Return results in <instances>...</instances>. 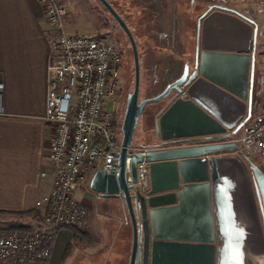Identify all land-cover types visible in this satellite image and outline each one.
<instances>
[{"label":"crops","instance_id":"crops-1","mask_svg":"<svg viewBox=\"0 0 264 264\" xmlns=\"http://www.w3.org/2000/svg\"><path fill=\"white\" fill-rule=\"evenodd\" d=\"M202 1L215 8L204 17L202 14L210 7H206L194 19L185 15L184 22L189 25V28L195 24L196 26H193L195 33H189L185 40L184 51L180 56L183 59L180 75L183 74L186 65H189L191 71L195 70V46L199 45V54L205 50L202 40L204 21L214 13H219L217 15L221 18L219 21H230L225 14L236 16L232 13L224 14L217 9L223 7L233 10L227 5L217 4L216 0ZM195 3H190L192 12ZM237 13L253 22L250 25L251 42H256L254 49L248 53L251 56L249 80L251 79V85H253L250 120L256 117L254 109L260 99L256 67L259 26L251 16L241 12ZM200 19L201 31L198 44ZM216 30L223 33L219 27ZM190 36L193 37V57L185 59L184 53ZM216 36L214 44H225L221 38H218V35ZM51 37L52 31L39 0H0V82L4 84V114L0 116V219L8 218L22 222V218L16 215L34 210L40 213V219L32 216L23 217V219L30 218L33 223L37 224L42 220V211L36 207V203L48 195L53 188L54 168L48 161L53 133L45 121ZM262 46H264V41ZM163 54L166 52L152 50L145 53L143 57L148 60V65L154 67L152 69L157 68L158 70L163 63L157 60L164 56ZM150 58L157 60L153 62L149 60ZM164 105L155 104L148 113L157 112ZM249 107L248 101L247 115ZM183 118L182 110L178 109L171 121L180 122ZM137 128H140L137 136L139 144L134 146L154 149L157 143L156 135L155 132L149 133L153 126L144 124L141 120ZM165 134L167 137H172L174 130L165 131ZM239 136H242L241 132ZM236 154L241 159L243 158V161L235 157H227L217 163L220 179L218 201L223 213L220 222L215 218V229L209 222L208 213L205 211L207 207L206 189L193 186L184 192L183 184H181V188L177 191L179 196L176 204L167 206L168 208L164 209L165 211L159 217L156 225L159 241L197 244L211 241L213 234H216L217 249L227 246L228 249L235 251L229 256L227 264H264V259L260 260L256 255L258 248L262 247V242L257 236V221L253 213L250 193L251 186L249 187L243 172V162L246 158L237 152ZM210 158L211 156L208 157ZM43 172L47 173L46 178L41 176ZM105 174L99 170H88L83 185L75 193L78 201L84 204L89 211L86 225L79 229L88 233L91 242L74 240L72 229L62 228L56 237L50 264H67L69 260L74 261L71 264H79L77 262L79 259L80 264H92L90 260L94 259H102L104 264L129 263L132 246L129 217L120 198L110 196L111 194L105 191L102 192L101 189L105 187V184L100 180L106 178ZM209 174L212 175L211 170ZM190 179L197 181L200 178L192 174ZM114 189L113 185L110 191ZM214 206L216 209L217 205L214 204ZM223 235H227V239ZM219 236L221 237L220 242L218 241Z\"/></svg>","mask_w":264,"mask_h":264},{"label":"water","instance_id":"water-1","mask_svg":"<svg viewBox=\"0 0 264 264\" xmlns=\"http://www.w3.org/2000/svg\"><path fill=\"white\" fill-rule=\"evenodd\" d=\"M97 1L126 34L134 57V89L128 95L121 127L122 151L116 174H113L115 189L109 191L110 196L123 201L133 228L130 264H227L229 256L235 251L227 246L217 249L216 234H213L211 241L197 244L163 242L159 241L156 225L164 209L176 204L181 184L184 192L193 186L206 189L205 211L209 222L215 229V218L221 221L223 211L218 201L220 179L217 163L227 157L243 159L236 154L239 147L232 140L239 137L241 129L251 117L253 85L249 80L251 56L248 53L256 45L255 41L251 42L250 25L253 22L228 8H217L224 14L236 16L225 14L230 21H219V13H214L204 21L202 40L205 50L199 54L197 45L195 70L191 71L186 65L182 76L169 84L163 93L140 101L141 61L135 37L108 0ZM214 8L210 7L203 17ZM217 27L223 33H219ZM200 31L199 20L198 44ZM216 35L225 44H214ZM173 92L175 94L171 97ZM185 97L189 99H182ZM164 100L167 102L159 111L144 114L147 105L159 104ZM248 101L250 107L247 115ZM178 109L182 110L184 118L173 123L171 118ZM141 120L153 126L149 133L155 132L157 141L154 150L145 157L129 153L135 147V132ZM171 130H174L173 136L167 137L165 131ZM143 161L148 163L149 189L146 192L134 191L131 184L138 182L137 164ZM243 165L244 175L251 186L257 236L262 242L256 255L263 260L264 173L255 162L248 159ZM210 170L212 175L209 174ZM192 174L198 175L200 179L192 181ZM214 204L217 205L216 209ZM223 236L227 239V235ZM218 241H221L220 236Z\"/></svg>","mask_w":264,"mask_h":264},{"label":"built area","instance_id":"built-area-1","mask_svg":"<svg viewBox=\"0 0 264 264\" xmlns=\"http://www.w3.org/2000/svg\"><path fill=\"white\" fill-rule=\"evenodd\" d=\"M52 31L45 121L52 129L48 161L54 168L51 192L36 207L42 220L31 229L0 231V264H50L62 228H83L89 211L75 196L88 170L116 174L121 132L107 104L115 96L122 52L112 38L68 34L69 12L62 0H39ZM264 7V0H258ZM4 84L0 82V116ZM234 138L237 153L264 160V112L248 120ZM151 147L129 153L145 157ZM130 160H128L129 162ZM43 178L48 175L41 174ZM134 191L149 189L148 163L137 164Z\"/></svg>","mask_w":264,"mask_h":264},{"label":"rangeland","instance_id":"rangeland-1","mask_svg":"<svg viewBox=\"0 0 264 264\" xmlns=\"http://www.w3.org/2000/svg\"><path fill=\"white\" fill-rule=\"evenodd\" d=\"M68 9L70 24L68 34L81 36H100L102 38H112L118 43V48L122 52L120 65V76L116 81L117 90L115 96L107 104L116 122L117 129L121 132L124 120L128 95L133 92L135 81L134 57L130 42L126 34L120 29L113 17L104 9L97 0H62ZM113 8L123 17L132 31L139 51L141 61V85L140 101L157 97L163 93L166 87L179 78L183 59L180 58L184 51L185 40L191 32L195 33V28L186 24L185 15L188 18H196L201 11L210 7L202 0H108ZM195 7L190 11L191 2ZM217 4H224L233 10L245 13L256 20L259 26L258 46L256 49L257 77L259 80V103L254 109V116L264 111V7L258 0H216ZM190 11V12H189ZM193 29V30H192ZM193 37L188 40V47L185 50V59H192ZM152 50L164 51L159 60L150 58V61H160L162 67L154 70L147 64V59L143 56ZM169 52V53H168ZM144 60V61H143ZM145 63V67H144ZM158 72V73H156ZM155 104H149L144 110V114ZM140 128L136 129L134 145L139 144L138 134ZM122 140V135H121ZM153 144V143H152ZM255 164L264 173V160L259 159ZM106 175L100 180L104 182L102 192L109 194L114 185L113 175ZM103 194V193H102ZM20 220L2 218L0 219V231L10 227L21 225H34L31 219ZM130 232L133 244V228L130 223ZM132 253V246L129 255ZM67 264L74 262L67 261ZM76 262V261H75ZM80 264V259L77 260ZM102 259L90 260L92 264H104ZM66 264V263H65Z\"/></svg>","mask_w":264,"mask_h":264},{"label":"trees","instance_id":"trees-1","mask_svg":"<svg viewBox=\"0 0 264 264\" xmlns=\"http://www.w3.org/2000/svg\"><path fill=\"white\" fill-rule=\"evenodd\" d=\"M16 216H18V217H29V216H32V217H34L36 219H40V213L37 212V211H34V210L28 211V212H25V213H21V214H17ZM15 228H19V229H22V230H28V229L32 228V225H27V226L22 225V226H19V227H10V228L3 229V230H9V229H15ZM71 229L73 231L74 240L91 242V237L83 229H79V228H71Z\"/></svg>","mask_w":264,"mask_h":264},{"label":"flooded vegetation","instance_id":"flooded-vegetation-1","mask_svg":"<svg viewBox=\"0 0 264 264\" xmlns=\"http://www.w3.org/2000/svg\"><path fill=\"white\" fill-rule=\"evenodd\" d=\"M207 11H208V10H206L202 15H204ZM202 17H203V16H202ZM202 20H203V18H202ZM200 21H201V19H200ZM198 52H199V51H198ZM194 56H195V57H194V60H195L194 62H196V57H197V45L195 46ZM181 76H182V75H180V77H181ZM180 77H179V78H180ZM179 78H178V79H179ZM175 81H176V80H175ZM175 81H174V82H175ZM174 94H175V92H173V93L171 94V97H172ZM171 97H170V98H171ZM166 102H167V101L164 100V101H162L161 103H162V105H163V104H166Z\"/></svg>","mask_w":264,"mask_h":264}]
</instances>
